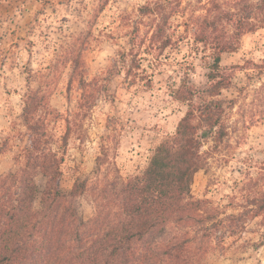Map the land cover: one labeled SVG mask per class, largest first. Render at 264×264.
Returning a JSON list of instances; mask_svg holds the SVG:
<instances>
[{
    "label": "trees",
    "instance_id": "obj_1",
    "mask_svg": "<svg viewBox=\"0 0 264 264\" xmlns=\"http://www.w3.org/2000/svg\"><path fill=\"white\" fill-rule=\"evenodd\" d=\"M108 3L99 0L96 12ZM139 11L151 19L150 26L140 40L141 27L136 24L129 47L115 59L131 83L146 79L142 51H164L183 38L174 39L171 33L174 20L181 18L205 60L206 84L198 88L188 73L173 89L174 99L187 110L175 135L157 144L142 171L124 176L110 148L103 145L93 177H78L68 191L62 188V165L71 119L51 107L50 91L30 89L19 117L26 129L27 138L20 140L25 144H16L15 167L0 173V264H176L186 249L199 247L207 258L225 237L243 232L249 220H257L263 229L260 244L264 243V173L247 178L244 201L232 204L231 211L229 204L192 192L195 175L209 164L206 142L212 139L214 149L228 135L229 105L221 95L231 87L232 76L223 68L222 56L236 51L245 34L264 27V0H151ZM86 51L73 41L61 61L71 66L69 87L75 83L80 90L76 122L93 109L104 89L99 76L88 78ZM258 67L264 68V60ZM61 120L67 121V130L57 137L54 126ZM10 148L6 138L0 155ZM82 197L92 207L88 216L77 205ZM167 229L177 232V243L162 246L154 259L138 254L167 239Z\"/></svg>",
    "mask_w": 264,
    "mask_h": 264
},
{
    "label": "rangeland",
    "instance_id": "obj_2",
    "mask_svg": "<svg viewBox=\"0 0 264 264\" xmlns=\"http://www.w3.org/2000/svg\"><path fill=\"white\" fill-rule=\"evenodd\" d=\"M149 1L109 0L97 13L99 0H0V144L6 138L12 144L0 155V173L15 167L16 144L24 145L20 140L27 138L19 120L24 95L39 88L50 91L51 107L71 119L72 134L62 165L63 190H70L78 177H93L103 145L110 148L124 176L146 167L166 135L161 133L151 146L145 141L141 155L132 147L125 124L135 114L146 122L142 125L145 132L157 127L156 110L149 112L148 108L153 96L166 91L171 106L159 113L167 117L166 125L163 119L159 123L166 131L176 129L187 105L174 99V88L168 87V81L178 77L174 82L179 85L189 73L191 83L198 88L207 82L205 60L196 50L192 31H184L181 18L174 20L171 29L174 39L183 37L178 43L160 52L154 48L141 52L146 79L132 84L125 69L116 66L118 52L129 47L133 27H141L140 40L149 28L151 19L139 11ZM73 41L87 48L88 78L99 76L104 85L96 105L78 122L74 114L80 90L75 83L69 87L70 64H61L64 49ZM263 60L264 27L245 34L236 51L223 54L221 64L232 76L231 87L221 95L229 105L225 120L228 135L214 149L212 139L206 142L204 149L211 151L209 164L195 175L192 185L196 197L229 204L228 211L232 204L243 203L247 178L264 173V68L258 67ZM129 108L134 111L129 113ZM54 127L60 137L67 130V121L61 120ZM136 145L139 148L140 142ZM131 152H136L138 161L129 160ZM37 180L42 187L43 177L39 175ZM77 205L84 215L91 214L86 197L78 199ZM262 230L257 220H249L243 232L225 237L211 250L206 264H264Z\"/></svg>",
    "mask_w": 264,
    "mask_h": 264
},
{
    "label": "clouds",
    "instance_id": "obj_3",
    "mask_svg": "<svg viewBox=\"0 0 264 264\" xmlns=\"http://www.w3.org/2000/svg\"><path fill=\"white\" fill-rule=\"evenodd\" d=\"M178 79V77H174L173 81H168V87H179L178 83L174 82ZM166 97L167 92L165 91L163 92V94H157L151 98L150 107L148 108V111L152 112L153 110H156L157 127L152 128L150 132L144 131L142 125L146 122L140 119V117L135 114L132 115L131 120H128V122L124 126L125 133H127L132 138V147L136 148L137 151H140L141 155L144 154L142 149L145 141H147V143L151 146L155 144L156 139L160 136L161 133H164V135L166 136L175 135V127H172L170 130L166 131L165 127L161 126L159 123L161 119L165 121V125L167 123V117H161L159 115V113L165 112V110L171 106ZM128 111L129 113H132L134 109L129 108ZM175 119L177 121L179 120L178 114H176ZM133 121H135V123H133ZM136 141L140 142L139 148H137ZM129 160H139V157L136 156V152L130 153ZM111 170L115 171V165L112 166ZM119 179V174H117V180ZM166 232L170 233L167 239L162 238L161 240H157L150 246L149 249L142 250L141 253L138 254H143L154 259V254L163 252L162 246L170 247L172 244L177 243L179 239V237H177V232L172 229H167ZM176 264H206V258L204 255L201 254V249L199 247H197L195 250L186 249L183 256L178 261H176Z\"/></svg>",
    "mask_w": 264,
    "mask_h": 264
}]
</instances>
